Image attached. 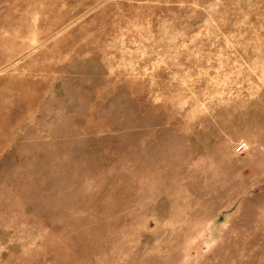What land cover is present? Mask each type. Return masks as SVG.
I'll use <instances>...</instances> for the list:
<instances>
[{
	"label": "rangeland",
	"instance_id": "374dc122",
	"mask_svg": "<svg viewBox=\"0 0 264 264\" xmlns=\"http://www.w3.org/2000/svg\"><path fill=\"white\" fill-rule=\"evenodd\" d=\"M0 264H264V0H0Z\"/></svg>",
	"mask_w": 264,
	"mask_h": 264
},
{
	"label": "built area",
	"instance_id": "2783aa9c",
	"mask_svg": "<svg viewBox=\"0 0 264 264\" xmlns=\"http://www.w3.org/2000/svg\"><path fill=\"white\" fill-rule=\"evenodd\" d=\"M246 144L244 142H239L236 147H235V151L236 152H242L245 148Z\"/></svg>",
	"mask_w": 264,
	"mask_h": 264
}]
</instances>
